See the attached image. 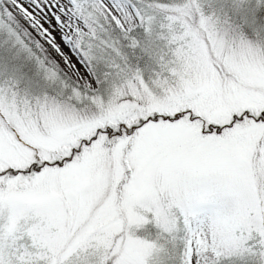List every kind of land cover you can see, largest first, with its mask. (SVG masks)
Masks as SVG:
<instances>
[{
	"label": "snow or ice",
	"instance_id": "snow-or-ice-1",
	"mask_svg": "<svg viewBox=\"0 0 264 264\" xmlns=\"http://www.w3.org/2000/svg\"><path fill=\"white\" fill-rule=\"evenodd\" d=\"M0 264H264V0H0Z\"/></svg>",
	"mask_w": 264,
	"mask_h": 264
}]
</instances>
